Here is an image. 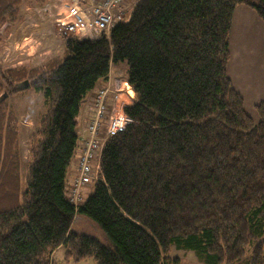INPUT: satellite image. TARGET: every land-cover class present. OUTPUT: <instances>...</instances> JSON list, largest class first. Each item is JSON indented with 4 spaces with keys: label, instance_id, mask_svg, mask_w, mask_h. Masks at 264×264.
Instances as JSON below:
<instances>
[{
    "label": "trees",
    "instance_id": "1",
    "mask_svg": "<svg viewBox=\"0 0 264 264\" xmlns=\"http://www.w3.org/2000/svg\"><path fill=\"white\" fill-rule=\"evenodd\" d=\"M48 1L0 0V47L24 6ZM240 4L264 20V0H136L109 36L69 39L44 67L0 65V264H56L59 248L68 261L181 264L174 245L203 264H238L252 248L249 264H264V101L256 121L228 75ZM120 62L138 94L124 107L133 122L107 141L100 179L77 207L66 188L81 110ZM27 81L47 110L23 188L22 122L9 100ZM78 216L109 242L75 231Z\"/></svg>",
    "mask_w": 264,
    "mask_h": 264
},
{
    "label": "built area",
    "instance_id": "2",
    "mask_svg": "<svg viewBox=\"0 0 264 264\" xmlns=\"http://www.w3.org/2000/svg\"><path fill=\"white\" fill-rule=\"evenodd\" d=\"M52 1L43 10H47L48 15L52 17L51 29L54 28V31L65 41L109 36L117 23L130 18L133 8L130 5L131 0H54L57 13L52 16L49 8ZM37 27L39 28V24ZM123 88L113 85L100 87L91 99L92 117L84 130L86 136L78 146L80 153H77L79 154L77 176L69 194L70 201L77 207L83 203V189L100 179L101 168H97V163L99 166L107 141L125 131L133 122L126 113L120 114L115 111L120 103V90ZM130 97L134 101V97Z\"/></svg>",
    "mask_w": 264,
    "mask_h": 264
},
{
    "label": "rangeland",
    "instance_id": "3",
    "mask_svg": "<svg viewBox=\"0 0 264 264\" xmlns=\"http://www.w3.org/2000/svg\"><path fill=\"white\" fill-rule=\"evenodd\" d=\"M46 5H28L22 8V18L17 24L12 26V29L3 32V41L0 47V65L3 68H10L16 66H25L27 68H33L36 66L44 67L46 64L55 57H63L65 54V48L61 49L60 44L57 47L53 46L49 40L50 31H51V23L48 25L42 26L43 29H39L37 27L38 20L40 18H47L45 12L43 13L44 7L48 6L49 2ZM58 1V0H55ZM136 0H131L130 5L133 7ZM54 0L50 4L49 8L52 12V16H55L56 9L53 4ZM53 5V6H52ZM52 7V9H51ZM32 10V12H31ZM28 12V16L23 19L24 13ZM39 13L41 15H39ZM49 17V16H48ZM23 19V20H22ZM25 20V21H24ZM22 21V22H21ZM24 21V22H23ZM27 24V25H26ZM17 26V28H16ZM5 26L2 28L4 30ZM17 30H16V29ZM16 30L17 32V44L16 46L11 43V32ZM54 30V28H53ZM38 35V38H36ZM10 36V37H9ZM56 36L61 38L59 35H55L52 39L56 42ZM27 38V39H26ZM29 38V39H28ZM49 39V40H48ZM51 39V40H52ZM49 42H48V41ZM26 42V43H25ZM23 43V44H22ZM22 44V45H19ZM58 52H56V50ZM21 62V63H20ZM121 65L123 67H119V70L122 72L119 74L121 77L120 80L123 82V89L120 90L119 93V106L115 110L116 113H124V107L132 105L135 101V96L132 94L133 91L130 90L127 83V75L129 66L127 62H120L115 66ZM122 82H119L115 87L119 88L122 85ZM25 88L24 91L13 95L9 103L15 109L16 115L21 118L22 127H21V150L23 155V188H25V178L28 173V162L30 158V136L35 131L37 127V122L41 115H43L47 107L44 105V98L42 97V93L35 92L34 89ZM135 93V92H133ZM137 94V93H136ZM130 96L134 97V101ZM123 116V115H122ZM41 119V118H40ZM26 122H29V125H25ZM88 124V123H87ZM101 160L100 164L97 168H101ZM68 178V177H67ZM90 187L93 188V184H90ZM66 193L69 196L70 194V184L67 181ZM90 194V190L85 191L84 197L85 199ZM84 199V200H85ZM73 229L79 233L89 234L94 237L99 238L103 243H108V238L105 235V232L93 221L88 218L78 216L73 224ZM172 257H181L182 264H203L202 255L191 249L178 248L176 245L172 247L171 250ZM66 249H60L57 254H55V262L57 264H68L66 258ZM252 255V248H249L247 251L246 257L239 262L238 264H249V260ZM91 260V259H90ZM83 264H97L95 258L92 257L91 263L88 261Z\"/></svg>",
    "mask_w": 264,
    "mask_h": 264
},
{
    "label": "crops",
    "instance_id": "4",
    "mask_svg": "<svg viewBox=\"0 0 264 264\" xmlns=\"http://www.w3.org/2000/svg\"><path fill=\"white\" fill-rule=\"evenodd\" d=\"M44 12L45 11L43 10V13ZM45 14L47 15V18L42 17L38 20L39 29H43L42 26L51 23L52 17H50L47 12H45ZM39 15L41 14L39 13ZM27 16L28 12L26 15L24 13L23 19ZM16 30L10 34L11 43H13L14 46H16L18 40ZM56 34L57 33L51 29V36H49V38L52 39ZM36 38H38V35H36ZM51 39L48 40L53 43V46L57 47L58 44H60L61 49L63 47L65 48V43L58 36H56V42ZM56 52L58 51L56 50ZM119 67L123 66H112L110 79L100 80L96 85V88L89 93V96L83 105L80 114L79 132L81 133L82 138L86 136L83 130L92 114L90 111V102L95 91L100 87L107 85L116 86L119 84V82H122L120 78L123 77L119 75L122 72V69L119 70ZM228 75L235 89L243 96L247 112L254 118V120L257 121L259 119V115L257 113L256 106L264 101V20L259 16L256 10L245 4L237 5L233 14L232 28L230 33V60L228 64ZM135 94L136 93H133V95L138 99V94ZM42 97L44 98L43 93ZM111 98L112 94L110 95V101ZM29 124V122H26L25 125ZM20 132H22V130ZM77 153L80 152L78 151ZM78 155L79 154H77L72 161L68 172L67 181L70 184V187L77 176ZM60 249L63 248H59L55 254H57ZM87 261L91 263L92 258H85L81 261L67 260V263L83 264ZM55 263L57 264V262Z\"/></svg>",
    "mask_w": 264,
    "mask_h": 264
},
{
    "label": "water",
    "instance_id": "5",
    "mask_svg": "<svg viewBox=\"0 0 264 264\" xmlns=\"http://www.w3.org/2000/svg\"><path fill=\"white\" fill-rule=\"evenodd\" d=\"M25 88H30V84L28 81L25 83Z\"/></svg>",
    "mask_w": 264,
    "mask_h": 264
}]
</instances>
